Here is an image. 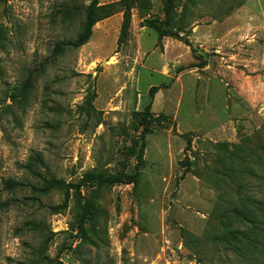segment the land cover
<instances>
[{"label": "rangeland", "instance_id": "obj_1", "mask_svg": "<svg viewBox=\"0 0 264 264\" xmlns=\"http://www.w3.org/2000/svg\"><path fill=\"white\" fill-rule=\"evenodd\" d=\"M90 2L0 0V264H264V0Z\"/></svg>", "mask_w": 264, "mask_h": 264}, {"label": "trees", "instance_id": "obj_2", "mask_svg": "<svg viewBox=\"0 0 264 264\" xmlns=\"http://www.w3.org/2000/svg\"><path fill=\"white\" fill-rule=\"evenodd\" d=\"M122 6H123V15H122V24H121V28H120V34L117 40V43L120 44L127 32V29L129 27V23H130V15L127 11V9L125 8L126 4L122 1ZM108 14V11L106 10L105 5H101L98 4L97 0H91V2L87 5L86 8V12H85V22H84V27L83 30L81 32V34H79V36L77 37V39L74 41V46H81L83 44H85L89 38L92 35V28L95 25V23L97 21H99L100 19L106 17ZM168 14V10L166 8L165 10V16H167ZM161 36H165L168 35L167 30H164L162 28H159L157 26H152ZM158 89V86H151L148 93L149 96H152L155 91ZM145 124L142 128L141 131V137L144 136V134L147 131V119L144 118ZM135 179V176L132 175L129 178H127L126 180H122L121 178H102L99 175H94L92 172H86L81 180L75 184L72 183H67L64 182L63 180H57L54 181V185L55 186H64L65 187V195H64V202L65 203L66 199H67V194L68 191L70 189H75V193L77 195H80V187L82 184L84 183H96V184H101V183H106V182H110V183H131L133 182ZM5 184L8 187H12L13 182L12 180H7L5 182ZM92 217V211L89 205L88 201H85L81 207V213L79 215L78 218V228L82 229V224L85 220L90 219Z\"/></svg>", "mask_w": 264, "mask_h": 264}]
</instances>
